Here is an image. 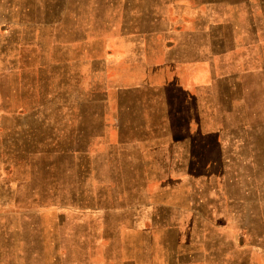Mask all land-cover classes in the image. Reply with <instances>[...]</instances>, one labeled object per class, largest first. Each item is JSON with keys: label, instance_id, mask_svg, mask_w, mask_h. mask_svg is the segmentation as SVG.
I'll list each match as a JSON object with an SVG mask.
<instances>
[{"label": "rangeland", "instance_id": "374dc122", "mask_svg": "<svg viewBox=\"0 0 264 264\" xmlns=\"http://www.w3.org/2000/svg\"><path fill=\"white\" fill-rule=\"evenodd\" d=\"M172 3L0 0V264H264V153L152 174L162 113L183 107L141 85L163 76L164 48L143 44L140 62L133 35L176 25ZM181 5L186 24L193 5L215 9L218 24L248 11L239 0Z\"/></svg>", "mask_w": 264, "mask_h": 264}, {"label": "crops", "instance_id": "0c3cea01", "mask_svg": "<svg viewBox=\"0 0 264 264\" xmlns=\"http://www.w3.org/2000/svg\"><path fill=\"white\" fill-rule=\"evenodd\" d=\"M239 1L248 7L241 25L229 23L231 20L216 23L212 21L216 10L204 13L201 5L185 10L186 16L195 19L186 24L183 14L177 13L178 6H184L178 0L179 4H171L178 17L176 25L152 27L145 36L133 35L135 57L140 62L147 56L141 50L143 44L149 48L156 41L164 48L163 76H145L141 85L145 82L153 91L161 90L163 98L179 97L183 107L162 113V151L149 155L151 170L160 171L153 175L195 176L205 162L217 166L219 161L250 160L247 152L264 153L258 140L260 136L264 140V116L254 109L259 103L255 93L263 94V88H252L250 81L256 77L264 80V0L262 4L257 0L256 5L255 0ZM253 6L258 7L256 14ZM232 10L226 9V17ZM207 18L210 24L201 23ZM180 126L185 135L176 138Z\"/></svg>", "mask_w": 264, "mask_h": 264}]
</instances>
